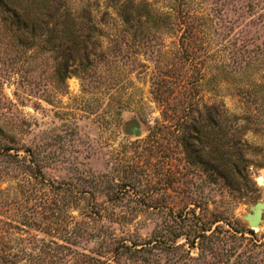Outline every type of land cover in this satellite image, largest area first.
Instances as JSON below:
<instances>
[{
  "label": "rangeland",
  "instance_id": "374dc122",
  "mask_svg": "<svg viewBox=\"0 0 264 264\" xmlns=\"http://www.w3.org/2000/svg\"><path fill=\"white\" fill-rule=\"evenodd\" d=\"M71 7L78 27L96 30L93 55L23 61L0 47V264H264V211L257 228L245 221L264 200V120L251 132L239 96L264 91V57L241 68L230 57L243 39L264 55V0ZM122 10L138 22L124 25ZM184 29L195 57L180 48ZM221 103L249 162L240 190L208 181L205 162L224 169L205 138L193 148L204 164L179 138L182 116L205 126L199 112ZM194 221L210 227L206 239L191 242Z\"/></svg>",
  "mask_w": 264,
  "mask_h": 264
},
{
  "label": "trees",
  "instance_id": "16d2710c",
  "mask_svg": "<svg viewBox=\"0 0 264 264\" xmlns=\"http://www.w3.org/2000/svg\"><path fill=\"white\" fill-rule=\"evenodd\" d=\"M72 2L73 0H0V47L3 57L24 58L23 61H25L26 57H89L93 55L94 49H96V44L93 41L96 30L94 27H89L86 30L78 27L77 15L71 10ZM60 7L62 12L58 13ZM118 15L124 25L139 20L124 10L120 11ZM52 21L54 23L51 24ZM185 30L188 29H184L183 33L187 39L184 38L185 41L180 42V48L190 46V57H195L193 54L195 48L191 46L193 43L191 39H194L196 35L195 31L188 30L185 34ZM182 36L180 39H183ZM242 41V44L238 47L235 45L234 50H231L230 57H237L234 60L236 68L242 67L241 57H259L260 55L264 57L263 51L252 52L248 50L249 44L245 39ZM224 66L226 69L230 68L228 64ZM57 70L59 80H63V71ZM181 86H184V83ZM248 87L249 85L246 86V88ZM248 94L252 98L249 99ZM243 95L247 96L245 100L246 103H249V107L242 115V119H239L243 120L246 125L253 126L254 129L251 132L255 134L259 131L256 126L260 123V118L261 121L264 120V91H254L253 93L241 91L239 96ZM250 105L254 107L253 110L250 109ZM205 107L207 106H203L202 109L205 110ZM206 110L204 113L200 111L198 114L199 119L207 121L205 126H196L199 124L198 121L191 119L188 115L182 116L181 120L186 128H183L179 135L181 145L192 164L202 162L200 153L193 148L195 143L198 144L202 138H205L209 146L208 155L219 154L224 169V172L218 171L210 165L209 161L205 162L208 181L211 184H217L221 179L226 182V185H223L226 188L237 186V189L240 190V186H246L250 179L247 175L249 162L245 159V149L240 141H236L237 132L233 129V123L237 121V118L228 111L223 103L220 104L218 112L214 110L212 104ZM257 110L259 114H255ZM215 118L218 120L215 121ZM189 122L193 123L192 127L187 126ZM216 129L218 131H215ZM8 150L9 148L6 147V154H8ZM26 151L30 162H32L35 158L33 152L28 148ZM192 226L191 237L193 238L190 239L191 242L196 238L202 240L207 238L204 232L210 230L209 226L195 221ZM216 230L217 227L212 233ZM180 236L177 235L176 239ZM186 236L190 237L188 233Z\"/></svg>",
  "mask_w": 264,
  "mask_h": 264
},
{
  "label": "water",
  "instance_id": "95a60500",
  "mask_svg": "<svg viewBox=\"0 0 264 264\" xmlns=\"http://www.w3.org/2000/svg\"><path fill=\"white\" fill-rule=\"evenodd\" d=\"M250 213L245 216L249 228L255 229L259 226L264 211V200L251 206Z\"/></svg>",
  "mask_w": 264,
  "mask_h": 264
}]
</instances>
